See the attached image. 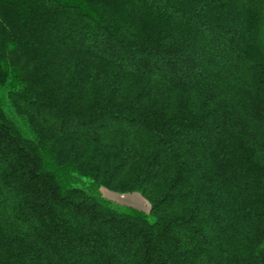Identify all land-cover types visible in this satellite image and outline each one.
Instances as JSON below:
<instances>
[{
	"label": "trees",
	"instance_id": "trees-1",
	"mask_svg": "<svg viewBox=\"0 0 264 264\" xmlns=\"http://www.w3.org/2000/svg\"><path fill=\"white\" fill-rule=\"evenodd\" d=\"M0 264H264V0H0Z\"/></svg>",
	"mask_w": 264,
	"mask_h": 264
},
{
	"label": "rangeland",
	"instance_id": "rangeland-1",
	"mask_svg": "<svg viewBox=\"0 0 264 264\" xmlns=\"http://www.w3.org/2000/svg\"><path fill=\"white\" fill-rule=\"evenodd\" d=\"M82 186L88 188L86 184H82ZM93 192L115 206L130 207L148 213L149 203L147 199L138 192L120 194L105 188H97L93 190ZM148 218L150 221L153 219L151 216H148Z\"/></svg>",
	"mask_w": 264,
	"mask_h": 264
}]
</instances>
